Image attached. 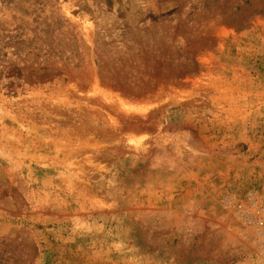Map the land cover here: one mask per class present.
<instances>
[{"label":"rangeland","instance_id":"rangeland-1","mask_svg":"<svg viewBox=\"0 0 264 264\" xmlns=\"http://www.w3.org/2000/svg\"><path fill=\"white\" fill-rule=\"evenodd\" d=\"M0 264H264V0H0Z\"/></svg>","mask_w":264,"mask_h":264}]
</instances>
